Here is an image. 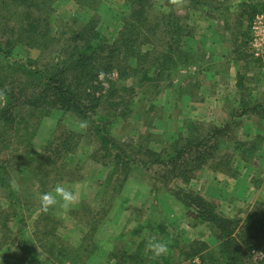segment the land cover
<instances>
[{
	"label": "rangeland",
	"instance_id": "1",
	"mask_svg": "<svg viewBox=\"0 0 264 264\" xmlns=\"http://www.w3.org/2000/svg\"><path fill=\"white\" fill-rule=\"evenodd\" d=\"M42 2L48 26L38 32L44 35L42 41L37 38L41 48L33 50L21 39L8 59L0 53V69L5 68L0 89L17 101L14 128L0 118V128H9L0 136L6 137L0 139V167L17 198L13 205L0 186V264H122L126 253L135 255L128 264H155L162 255L146 247L153 237L168 244L174 264H201L198 255L191 256L199 249L215 255L217 230L180 202L182 191L227 219L252 217L262 223L258 229L247 225L245 240L264 248V58L255 57L251 33L248 38L255 18L264 16V0H184L178 7L169 0H140L129 22L124 19L130 0ZM174 20L185 30L180 43L155 29ZM4 28L1 23L0 35ZM93 30L101 32L104 52L99 54L106 58L95 90L104 95L98 112L113 115L106 119V134L115 151L127 154L118 167L101 147L99 115L85 118L50 102L33 106L34 112L24 108L43 83L21 77L13 67L50 66L64 56L69 40L71 47L78 34ZM119 32L120 41L126 37L132 43L112 54L108 47ZM179 48L187 54L181 63L175 59ZM72 87L87 107L85 88L76 80ZM6 104L7 95L0 99V111ZM227 124L231 127L218 137L215 161L203 159L202 166L176 172L155 160L161 154L163 162L188 135L206 136ZM21 154L30 160L21 164ZM127 160L139 162L126 166ZM57 184L76 193L77 203L67 212L59 204L42 211L41 195H55ZM253 251L264 250L249 254Z\"/></svg>",
	"mask_w": 264,
	"mask_h": 264
},
{
	"label": "trees",
	"instance_id": "2",
	"mask_svg": "<svg viewBox=\"0 0 264 264\" xmlns=\"http://www.w3.org/2000/svg\"><path fill=\"white\" fill-rule=\"evenodd\" d=\"M130 1H133L132 4L134 6L131 5L132 7H128L131 11L130 15L124 19L126 22L135 20L137 15V10H135V7L137 8L140 3V0ZM261 10H264V5ZM257 13H261V11ZM1 14L3 16H7L5 18H0V25L2 23V26H5V28L2 30L5 32H2L0 35V53L4 55L5 60L8 59L9 55L13 54L17 40H27L28 42L25 43L29 44L30 42L31 44L29 45L33 50H38L41 48L36 45L40 40L42 41L44 39V35L43 33L38 32H40V30L44 27L48 26V19L44 17L45 9L43 8L42 0H0V15ZM9 15L10 17H8ZM138 15H142V13L140 12ZM168 17L169 16H164L165 19H168ZM145 19L146 20L143 21L144 23L147 22V18ZM92 29L93 27L90 26V30ZM155 29L165 32L164 34H169L171 37L170 39L173 41L176 37L177 40H179V43L180 38L185 33L182 24H179L176 20H174V22L168 21V24H165L162 27H159L158 25ZM9 33H11V36L14 37V43L12 40H10ZM250 33L251 31L249 32L248 38L250 37ZM120 36L121 32H119L118 38L114 40L112 45L109 47L107 45L105 47L106 49L108 47L109 50L112 51V54L113 52H118L119 49H123L124 46L129 48L130 44L132 43L131 38H129L127 42L126 37L120 41ZM101 39V32H94L93 30L88 36H83L80 33V35L78 34L77 37H75L71 47L69 40V45H66L65 50L63 51L65 52L64 56H57L58 58L55 62H53L52 65L35 67V64L30 65L25 63H15L13 64V67L19 70L21 77L32 80H40L43 83V88L41 89V92H39L37 98L31 99L32 101L29 103L25 100L28 104H24V108L34 112L33 109L35 107L33 106H36L38 103H40V106H43V102H45V104L50 102L51 105H59V107H61L64 112H82L85 118L89 113L99 115V124L96 126V131L100 137L101 147L108 157L113 158V160L116 161L115 166L118 167L120 163H122L121 158L126 157L127 154H125L121 149L115 151L116 144H114L112 138L106 134L108 133L105 128L106 119L108 120V118L113 115H100L98 109L100 108V102L102 101V96L104 95H97L95 91L98 89L99 84L98 71L101 69L100 67L103 64L102 60H106L104 56H100L99 54L104 52V47L100 46ZM249 41H247V43H249ZM125 42L127 43L125 44ZM6 46L7 48L5 49ZM180 49L181 48H179L180 52L175 57V59L181 63L185 61V56H187V54ZM95 56L98 57V60H94ZM166 57L171 59V56ZM92 63L95 64L96 68H90ZM105 67L107 68L106 70H113L112 66L107 65ZM4 69L5 68H1L0 70ZM69 75L73 80H76L78 86L79 84H82V87L85 88L84 93L82 94L87 101V107L82 101L84 98L80 97L77 91L72 87L73 80L69 77ZM114 86L115 84L112 83L111 87L113 88ZM6 95L7 104L0 111V118L6 120V124H8V126L12 125L11 129H13V125L17 123L11 118V116L17 101L12 92L8 94L6 93ZM51 105H48L47 109H51V107H53ZM244 105L246 106L248 104L245 103ZM21 107L23 108V106ZM192 124L194 123L190 122L191 126ZM8 126L6 125V128L2 126L5 132L2 130V128H0V136L6 135L7 129H9L7 128ZM230 127L231 125L229 124L222 128L214 127L212 129L213 132L211 131L212 133H209L206 136H195V134L188 135L182 145H175L174 153H168L164 156L165 158L163 162L161 160V154L156 155L155 160L159 164L166 165L164 166L165 168H172L176 172H181L183 169H192L189 167H195L197 165L202 166V164L204 162H208L209 159L215 161V149L220 142L218 137L220 133L229 130ZM4 138L6 141V137ZM4 138H0L2 139V142ZM1 150L2 149L0 148V151ZM19 159L21 160V164L25 160H30V158H28V154H21ZM138 162V160H133V162L132 160H127L125 163H123L127 166L135 165ZM3 170L4 168L0 167V186L8 190L13 205H17V198L15 197L16 193L12 189ZM177 198L189 209L190 212H192L198 218H201L202 220L215 226L220 244L215 255L212 253L208 255L210 256L209 258H212L210 260V264H264V259L260 261H254L252 256L249 254L251 249L264 250V248H262L263 246L259 244L253 245L251 240H245V236L247 235L245 233V230H247V225L255 224V228L258 229V225L262 223L253 221L252 217H248L245 219V221H242L227 219L223 216H220L216 213L212 205L208 204L202 198L194 195L193 193H185L182 191L179 196L177 195ZM239 237H241V240H238ZM197 255L199 256L201 264H208V256L203 255L202 250H197L194 256L191 257L194 258ZM129 256L128 253L125 254L124 263L122 264H128V260H131V258L133 260V258H135L133 257L135 255ZM175 258V255L170 252L169 249L167 255H162L159 259L161 261L157 260L155 264H174ZM142 262L144 263L143 260ZM142 262L139 264H143Z\"/></svg>",
	"mask_w": 264,
	"mask_h": 264
},
{
	"label": "clouds",
	"instance_id": "3",
	"mask_svg": "<svg viewBox=\"0 0 264 264\" xmlns=\"http://www.w3.org/2000/svg\"><path fill=\"white\" fill-rule=\"evenodd\" d=\"M174 6H181L184 0H169ZM6 98V90L0 89V99ZM52 192L43 193L40 197L41 209L47 212L50 208L59 204V206L67 212L77 203V195L70 188L57 184ZM59 198V199H57ZM146 247L153 253L154 256L165 255L168 252V244L164 241L158 240L155 237L150 239ZM253 258L260 260L264 259V251H253L250 254Z\"/></svg>",
	"mask_w": 264,
	"mask_h": 264
},
{
	"label": "built area",
	"instance_id": "4",
	"mask_svg": "<svg viewBox=\"0 0 264 264\" xmlns=\"http://www.w3.org/2000/svg\"><path fill=\"white\" fill-rule=\"evenodd\" d=\"M250 47L257 58H264V16H257L251 25Z\"/></svg>",
	"mask_w": 264,
	"mask_h": 264
}]
</instances>
